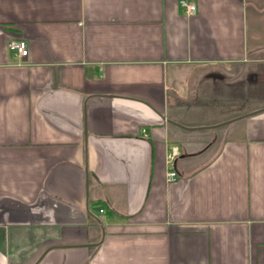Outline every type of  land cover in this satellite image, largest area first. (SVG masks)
Returning <instances> with one entry per match:
<instances>
[{"label":"crops","instance_id":"1","mask_svg":"<svg viewBox=\"0 0 264 264\" xmlns=\"http://www.w3.org/2000/svg\"><path fill=\"white\" fill-rule=\"evenodd\" d=\"M179 1L0 0V264H264V0Z\"/></svg>","mask_w":264,"mask_h":264},{"label":"built area","instance_id":"2","mask_svg":"<svg viewBox=\"0 0 264 264\" xmlns=\"http://www.w3.org/2000/svg\"><path fill=\"white\" fill-rule=\"evenodd\" d=\"M180 6L184 9L187 14H194L197 11V5L195 2L191 0H180ZM9 49L13 52V54L20 60L29 56L30 48L27 41L20 39L15 40L12 39L8 42ZM180 150L177 145H170L167 149L166 153V161L167 164L170 166L168 171V179L170 181L175 180L177 178V172L174 170V163L176 157L179 155ZM101 212L104 209L100 210Z\"/></svg>","mask_w":264,"mask_h":264},{"label":"water","instance_id":"3","mask_svg":"<svg viewBox=\"0 0 264 264\" xmlns=\"http://www.w3.org/2000/svg\"><path fill=\"white\" fill-rule=\"evenodd\" d=\"M256 112H258V111H256ZM244 116H246V115H244ZM243 116H239V117H236L235 119H233V121L234 120H237V119H239V118H242ZM170 122H173V123H176V122H174V121H172V120H169ZM228 122H230V121H228ZM183 126V125H182Z\"/></svg>","mask_w":264,"mask_h":264},{"label":"rangeland","instance_id":"4","mask_svg":"<svg viewBox=\"0 0 264 264\" xmlns=\"http://www.w3.org/2000/svg\"><path fill=\"white\" fill-rule=\"evenodd\" d=\"M213 103H214V101H213Z\"/></svg>","mask_w":264,"mask_h":264}]
</instances>
